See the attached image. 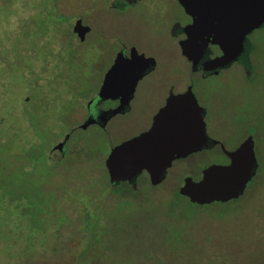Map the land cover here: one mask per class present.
<instances>
[{"label":"rangeland","instance_id":"obj_1","mask_svg":"<svg viewBox=\"0 0 264 264\" xmlns=\"http://www.w3.org/2000/svg\"><path fill=\"white\" fill-rule=\"evenodd\" d=\"M79 13V0H0V264H264V184L239 207L192 205L173 192L183 177L197 180L202 168L224 161L214 150L172 161L156 186L142 176L137 194L117 195L121 189L106 183L109 146L145 126L163 95L153 80L144 84L145 109L137 106L127 117L130 125L118 117L104 129H75L70 138L78 151L54 163L47 159L52 143L75 122L65 111L70 96L62 100V94L93 92L117 47L110 39L124 35L155 56L152 72L177 79V90L189 84L200 102L218 97L221 106L209 110L238 121L227 131L239 136L251 127L259 163L264 25L246 36L253 75L245 82L237 62L202 79L173 44L147 29L144 16L97 15L93 24L106 35L98 40L93 28L75 44L67 27ZM176 15L184 23V15ZM175 212L184 219H173Z\"/></svg>","mask_w":264,"mask_h":264},{"label":"water","instance_id":"obj_2","mask_svg":"<svg viewBox=\"0 0 264 264\" xmlns=\"http://www.w3.org/2000/svg\"><path fill=\"white\" fill-rule=\"evenodd\" d=\"M177 2L191 19L183 26L185 37L179 42L181 54L190 62L191 70L203 57L208 44L215 45L220 54L204 58L201 62L203 71L216 72L238 61L244 46L248 45L246 36L264 25V0ZM71 27L81 41L85 28L80 20L76 19ZM244 59L248 61L247 54ZM152 65V58L137 54L134 49H130L128 57L118 52L103 75L97 96L101 99L116 95L129 98L136 80ZM118 88L120 91L114 93ZM201 109L189 86L181 93H170L145 131L110 148L103 160L108 183L133 182L142 171L150 185L160 183L172 161L183 159L205 146ZM118 110L113 109L110 114ZM94 122L87 119L80 128ZM66 138L64 136L52 150H60ZM225 154L228 163L205 166L197 180L185 176L177 193L196 205L225 203L241 196L257 168L251 136Z\"/></svg>","mask_w":264,"mask_h":264},{"label":"flooded vegetation","instance_id":"obj_3","mask_svg":"<svg viewBox=\"0 0 264 264\" xmlns=\"http://www.w3.org/2000/svg\"><path fill=\"white\" fill-rule=\"evenodd\" d=\"M168 3H170V6ZM79 10H80L79 15L74 16L73 19L71 20V23L68 24L70 27H67L68 34L71 35L72 40L74 39L76 41L73 42L75 44L84 43L87 36L91 32H93L94 29L97 30L96 36L97 38H99L98 40H100L101 35L102 36L104 34L106 35L107 32L105 31L104 27H98V25L93 24L95 16L100 14L103 15L112 14V15H117L119 18H121L124 17V15L129 17V15L135 14L141 17L144 16L148 18L149 27H147V29L149 31L151 30L155 35H158L160 38H163L169 44V46H172L173 44L176 47V52H178V54L181 55V57L187 62L189 70L192 72H198L202 79H206L207 77H211V76H218L220 74V71L224 69V68L218 69L216 72L213 71L205 72L202 70L201 62L203 61L204 58H208V57L212 58L220 54L218 48L215 45L208 44V49L205 51L203 57L199 60V62L194 67V69L191 70L190 62H188L185 59V57L181 54L180 46H179V42L185 37L182 28L183 26L188 24L191 21V19L183 12L177 0H79ZM178 11H180V13L184 15L185 18L184 23H181L180 18H178L176 15ZM76 19H79L81 25L84 26L85 28L83 32V39L81 41H79L76 35L71 31L72 28L71 26ZM44 34L48 35V31L45 32ZM65 35L66 34L64 33L63 36L66 38ZM106 38L102 37V39H106ZM110 41L112 42V45L115 42L116 44L114 46L117 47L113 51L109 64L106 66L105 70H103L101 79L99 80V83L95 88V90L89 93L88 95H85L84 93H82L81 95L79 94L74 95L73 93L62 94L63 95L61 98L62 100L66 99L65 95L70 96L68 100L65 102L69 104L68 109L65 111L69 112V115L71 117L70 121H75V122L69 125L65 133L62 136H60L59 139H56L52 143L51 148L49 149L47 154V159L53 163L59 159L65 158L66 156L73 155V153L78 151L76 148L72 149V147L74 146H80L78 143L71 141L70 135L73 132V130L75 129L83 130L89 126H95L99 129H104L110 121H113L118 117L125 118L123 120L125 123L128 124L131 123L132 120L127 117L133 114L135 108L137 106L138 107L141 106L142 109L144 110L146 107V103L144 102V100L147 97L145 94L147 93V86L144 85L146 81L153 80L155 82L154 89L161 90L163 95L158 98L159 101L158 104H156L154 111L148 116L147 124L142 128H138L134 130L131 134L125 136L117 143L110 145L107 153L109 152L110 148L113 147L114 145L145 131L151 124L152 116L164 104L165 98L170 93L172 94L181 93L188 86L191 88V86L187 84L181 87V90H177L176 89L177 79L172 77H167L165 73L152 72L156 67L155 56L144 54L141 50L136 48L135 44L133 43L135 42L134 40L126 39L124 35L121 36L115 35L113 38L110 39ZM130 49H134L137 54H142L144 57L152 58L153 65L147 68L145 72L142 74V76L136 80L132 93L129 96V98H123L120 95L113 96L112 98H102V99L99 98L97 96V93L99 86L101 85L103 75L105 71L109 68V66L112 64L115 55L118 52H121L123 57H128ZM245 54H248V45L244 46V50L240 59H238V61L235 62H237L242 69L244 81L248 82L250 80V72L246 70V65H245L246 61L244 59ZM53 64H54L53 68H56L57 67L56 64L55 63ZM118 91H120V88H118V90H116V92L114 93H118ZM193 95L196 99L197 104L202 108L200 111V115L204 122V133H205V146L198 152L214 150L224 160L220 164H226L228 163V158L225 154V151L234 150L247 136H251L253 141L254 155H255V144H256V139L258 137L257 133H254V131L249 129L246 130L242 129V133L240 132V135L237 136L235 134V129L227 131L226 127H228V129L230 127L236 128L238 126V121L232 117L228 118V117H224V115L221 116L219 113L216 112L217 109L219 108L218 106L220 105L219 98L214 95L212 97H208L209 95L208 96L206 95V97L203 98L200 102L196 98L194 93ZM51 105L53 106L54 103H52ZM211 106L217 109L209 110V107ZM117 108L119 109L117 112H115L114 114H110L111 110ZM87 119H93L95 120V122L88 124L85 128H80V125ZM137 121L138 119H136L134 123H136ZM64 136H67V138L65 139L61 149L52 150V147L55 144L61 142ZM234 138H237V140H235V144L230 146L229 143L230 141H233L232 139ZM143 172L144 171H142L141 172L142 174L140 173L138 176L139 178H142L143 176L146 179V183H148L147 175L145 172L144 175ZM105 175H106V170H105ZM137 177L133 182L128 183L124 181L119 183H126L128 184V186H130L131 189L134 190L135 188H137L136 181L139 180V178L137 179ZM106 180H107V176H106ZM109 185L113 186L111 184Z\"/></svg>","mask_w":264,"mask_h":264},{"label":"trees","instance_id":"obj_4","mask_svg":"<svg viewBox=\"0 0 264 264\" xmlns=\"http://www.w3.org/2000/svg\"><path fill=\"white\" fill-rule=\"evenodd\" d=\"M33 1V0H32ZM50 1V0H49ZM9 7V6H8ZM7 7V8H8ZM64 27H66V25H63ZM48 27H51V25H49ZM246 70L248 72H250V77L253 75L252 72L250 71V67H249V62H246ZM249 68V69H248ZM249 128V127H248ZM249 130H252V128L250 127ZM253 131V130H252ZM257 161V160H256ZM51 164V163H49ZM143 174L145 175V173L143 172ZM139 178V176L137 177V179ZM107 183V182H106ZM108 184V183H107ZM138 184V181H136V185ZM148 184V183H147ZM180 184V183H179ZM178 184V185H179ZM264 184V153H261V151L259 152V163L257 162V168H256V172L254 174V176L249 180V182L246 184V186H248L247 188H245L246 190L243 192L242 196L243 197H239L235 200H230L228 202H233V204L237 207H239L238 205H241L243 202L247 201L250 196L252 195V192L254 190H257L259 187H261ZM173 190L174 193H177V187ZM125 186V187H124ZM112 187L114 188H119L121 189V191H119L117 193V195L121 194V195H127L130 193H135L137 194V190L136 188L133 190L130 188V186H128V184L126 183H119L117 185H113ZM139 188V187H138ZM137 188V189H138ZM178 194V193H177ZM249 197V198H248ZM186 198V197H185ZM141 200V199H140ZM212 203H217V204H225V203H219V202H212ZM227 203V202H226ZM192 205H196L194 203H191ZM197 206H201V205H197ZM197 213H195L194 215H196ZM194 215L191 216V218L194 217ZM184 216L182 214H179L177 212H175V215L173 217V219H176L178 221L183 220ZM89 249V248H88Z\"/></svg>","mask_w":264,"mask_h":264}]
</instances>
